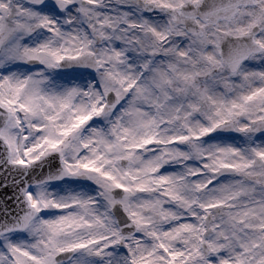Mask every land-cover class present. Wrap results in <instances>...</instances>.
Instances as JSON below:
<instances>
[{"label": "snow or ice", "instance_id": "obj_1", "mask_svg": "<svg viewBox=\"0 0 264 264\" xmlns=\"http://www.w3.org/2000/svg\"><path fill=\"white\" fill-rule=\"evenodd\" d=\"M0 264H264V0H0Z\"/></svg>", "mask_w": 264, "mask_h": 264}]
</instances>
